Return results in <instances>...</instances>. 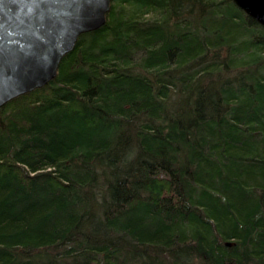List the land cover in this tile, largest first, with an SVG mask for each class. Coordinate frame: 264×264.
I'll return each mask as SVG.
<instances>
[{"label": "trees", "instance_id": "16d2710c", "mask_svg": "<svg viewBox=\"0 0 264 264\" xmlns=\"http://www.w3.org/2000/svg\"><path fill=\"white\" fill-rule=\"evenodd\" d=\"M0 264H264V28L112 0L0 108Z\"/></svg>", "mask_w": 264, "mask_h": 264}, {"label": "water", "instance_id": "95a60500", "mask_svg": "<svg viewBox=\"0 0 264 264\" xmlns=\"http://www.w3.org/2000/svg\"><path fill=\"white\" fill-rule=\"evenodd\" d=\"M112 0H0V108L56 78L82 34L106 24ZM264 28V0H232Z\"/></svg>", "mask_w": 264, "mask_h": 264}]
</instances>
